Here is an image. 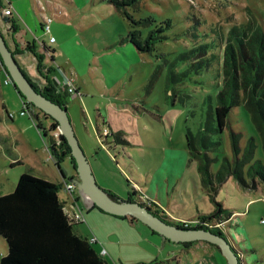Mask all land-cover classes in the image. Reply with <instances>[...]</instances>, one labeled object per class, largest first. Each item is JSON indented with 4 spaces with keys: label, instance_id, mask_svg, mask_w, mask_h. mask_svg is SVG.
<instances>
[{
    "label": "rangeland",
    "instance_id": "374dc122",
    "mask_svg": "<svg viewBox=\"0 0 264 264\" xmlns=\"http://www.w3.org/2000/svg\"><path fill=\"white\" fill-rule=\"evenodd\" d=\"M85 1H75V8L83 10L76 15L67 7L66 0H36V3L46 10L44 16L50 15L47 10L55 4L63 14L51 24L52 34L58 40L54 45L58 51L54 61L48 59L45 63L57 66L73 78L83 96L82 99L79 96L71 98L63 93L75 135L90 161L98 185L121 199L133 190L131 181L136 180L137 175L128 171L122 151L113 150V167H118L119 171L112 170V157L102 147L97 131L96 120L100 115L103 123L102 114L107 104L120 103L139 116L136 120L134 114L129 116L112 110L110 113L115 127L139 131L134 134L125 129L122 134L131 139L132 145L138 143L137 137L141 139V147L127 146L126 152H130L142 168L144 181L157 165V170L164 168L165 173L174 168L178 175L181 196H177L176 191L163 195V206L169 212L165 214L168 221L176 223L179 219L172 215L175 214L186 217L189 222H199L198 229L228 232L231 220L218 225L216 217L209 214L216 205L203 186L199 161L200 158L207 161V157L213 161L210 170L215 175L212 180L217 187L213 194L223 209L244 210L246 203L251 201L246 207L247 213L242 215L246 221L244 230L247 238L257 243V250L264 260V181L259 175L249 176L256 169L264 173V137L247 109L255 107L249 105V98L244 93L247 106L242 102L232 108L224 132L218 131L215 114L217 96L225 81L223 49L242 34L250 43L251 36L259 28L264 29V0H115L127 5L120 11L109 0H88L90 5L81 9ZM38 7L36 5L37 11ZM1 22L0 18V27ZM28 32L32 39L45 41L38 29L32 28ZM151 36H155L153 41H149ZM130 37L135 38L143 49V40L152 43L145 48L153 49L152 52L137 50ZM34 58L23 59L27 74L35 72ZM56 75L61 77L59 71L52 76ZM6 79L8 73L0 59V196L13 193L23 174L52 180L62 186L64 182L73 181L76 185L73 194L87 219V224L77 225L74 229L82 236H89L88 231L97 238L99 245L95 248L97 251L103 247L107 249L105 260L108 264H211L213 261L215 264V259H209L210 254L204 248L222 256L218 247L207 242L196 241L195 245L191 244L194 246L192 251H188L182 244L153 232L141 221L136 220V225L131 227L94 210L71 156L66 155L59 164L57 160L47 161L45 140L52 143L51 128L55 122L27 100L29 113L22 114L25 111L23 99L14 83L5 84ZM239 79L241 82L243 75ZM46 81L41 83L40 89L47 85ZM169 86L171 88L167 89ZM158 108L162 109L161 113ZM143 109L149 113L142 112ZM156 115H164L165 122H156ZM37 125L47 130L46 139ZM108 131L110 138L112 133ZM189 132L195 138L193 152L187 147ZM233 136L237 137L238 158L244 166L247 189L233 177H227L228 167L217 177L226 162L235 160ZM199 137L220 145H211L206 152ZM253 145L254 154L247 158L251 152L247 149ZM105 146L109 147L107 141ZM169 158L175 161V166ZM233 169H237V165ZM225 177L226 183L218 188V180ZM253 179L259 184L256 189L252 188ZM62 186L59 198L70 202ZM151 186L150 180L145 189L150 190ZM154 193L155 201L160 203L163 197ZM149 197L145 196L147 202L144 203H150ZM7 252V242L0 235V259Z\"/></svg>",
    "mask_w": 264,
    "mask_h": 264
},
{
    "label": "trees",
    "instance_id": "16d2710c",
    "mask_svg": "<svg viewBox=\"0 0 264 264\" xmlns=\"http://www.w3.org/2000/svg\"><path fill=\"white\" fill-rule=\"evenodd\" d=\"M109 1L116 8H118L119 11L124 6H127L115 0ZM0 9H2L1 3ZM129 19L131 20V18ZM10 25L13 32L16 33L18 28L13 19H10ZM245 37V34L236 36V39L233 41L234 43L231 45L228 43L223 49L224 63L222 74L225 77V79H223L225 81L224 83L222 82L221 90L217 96V107L215 111L216 122L218 125V131L224 132L225 129L228 128V119L232 108L242 102H244L247 106L244 99V93H246L249 98V105H253V107H255L254 109L247 107V109L251 111L252 118L254 119L253 121L256 123L264 137V29L262 27L259 28V30L255 32V35L251 36L252 39L250 43L247 42L248 39ZM154 38L155 36H151L149 41H153ZM130 40L137 47V50L140 49L144 52H152L153 50L145 49L148 48L149 45H153L147 40H143V42H145V44H143L145 46L144 49L143 47L140 48L141 45L137 43L138 41H136L135 38L130 37ZM44 49L50 48L45 45ZM25 52L31 53L37 59L38 72L47 79V85L40 89L25 74L33 87L37 92L44 95L52 102L66 108L67 100L64 98L63 93L55 87L54 83L48 77L54 69L48 68V72L45 73V57L41 50H39L33 42L26 45L24 53ZM13 54L15 57L18 55L16 52H13ZM20 54H22V52ZM5 71L7 72L6 68ZM242 75L243 80L240 82L239 78H241ZM173 81L177 83L176 80ZM169 88L171 87H167V89ZM173 94L174 91L171 90V95L173 96ZM19 95L26 101L25 97H23L20 93ZM47 117L48 116H46V118ZM54 122L55 123L51 128L52 132L56 131L59 126L56 121ZM37 128L40 132H43L44 130V133H42L43 136L48 135L47 130L43 129L41 125H37ZM97 131L99 134L102 130L97 127ZM214 131H216V129ZM203 137H199V141L203 142L206 152L209 151L211 145L213 147H218L220 145L218 142H211L209 138L205 137L207 138L206 140ZM113 138L119 145L127 144V141L122 138L121 133L114 134ZM52 139V143L50 144L53 147V154H55L57 164H59L62 158L66 155H70L76 167L75 159L72 157L71 148L67 144L64 137L61 136L59 139H55L52 136ZM187 139V146L189 150L193 152L191 148L195 138L189 132ZM232 147L235 160L230 162L226 158L228 162L222 166V170L218 172L217 177L219 178L223 174L222 171L228 167L229 169H226L227 177H233L240 186L247 189L248 180H245L244 166L238 158L240 155V149L237 146L236 136L232 137ZM197 150L198 149H195V151ZM247 150H249V152L251 151L247 158H252L255 146L253 145L251 149L248 148ZM202 160L203 158H200L199 160L201 162L200 172L203 178L202 183L204 188L208 189L210 197L216 205L210 215L216 217L218 225H223L231 220L228 232L232 228L235 230L240 242L241 238L248 240L246 230H244L245 234H243V231L240 230V228L244 229V222L242 219L240 217L235 218V212H233L234 210L228 211L223 209L221 203L215 199V195L213 193H216L217 187L212 180L215 175L210 170L211 162L213 161L207 157V161ZM235 165H237V169H233ZM253 175H259L264 181V173L261 171H258L257 169L252 170V172L249 173V176ZM227 177L218 180V188L226 183L225 181ZM252 182H254V184L252 183V188L256 189L259 184H257V181L254 179ZM60 189V185H56L47 180L29 174H23L20 177L17 187L13 193L0 196V235L6 240L8 245V253L0 259V264H108L105 257L101 256L100 252L96 250L95 245L91 244L90 239L78 235L74 229L75 226L69 223L63 211L64 203L59 198ZM109 196L115 201H121L111 194H109ZM139 199L141 205L147 209L149 208L154 215L163 219L170 225H175L184 229L180 223H170L167 216L165 217L164 215H160L157 212L158 209L152 202L149 204L144 203L142 196L139 197ZM128 201L134 202L132 199H129ZM93 205L95 209L103 212L97 208L94 203ZM84 224H87V221ZM237 225L239 226V231H237ZM194 227L195 228L192 226L190 229H198L197 226ZM207 230L209 231V229ZM211 232L228 239L232 248L238 254L241 264H246L247 261L249 262V258L260 257L259 253H253L254 248H237L236 251L233 244L234 239H229L228 232H226L225 235L221 232V229L211 230ZM191 244H194V242L184 243L183 245L189 246ZM244 256H246V258H244Z\"/></svg>",
    "mask_w": 264,
    "mask_h": 264
},
{
    "label": "crops",
    "instance_id": "0c3cea01",
    "mask_svg": "<svg viewBox=\"0 0 264 264\" xmlns=\"http://www.w3.org/2000/svg\"><path fill=\"white\" fill-rule=\"evenodd\" d=\"M76 0H66V4L68 5L67 7L70 8V11L71 12H74V14H80L79 12L83 13L82 11L83 10H79L77 8H75V2ZM91 1V0H90ZM1 3V6H2V9L0 10V18H1V27H0V31L3 33L10 49L12 50V52H16L18 53L17 55V61L19 63V65L21 66V68H23V59H27L28 57H33V55L31 53H27L25 52L24 53V49L26 47V45L28 43H35V45L37 46V48H39V50H41V52L43 53L45 59H44V65L46 68H51V69H54L52 70V74L49 75V79H51V76L54 74H57L58 73V70H57V66H53L52 64H46L45 63V60H52L54 61V55L55 53L58 51V49L55 48L54 45H57L58 44V40L55 39V42L54 43H50V36H53L52 34V28H51V34L50 35H46L43 30H42V23H41V18L42 16H44V13L46 12H42L41 9L38 7V5H40L39 3H36V0H8V2L5 3L4 0H1L0 1ZM36 5L38 7V11L36 9ZM90 4H88V0H86L84 2V5H82L81 9L85 6H89ZM58 8L60 9L59 5L58 4H55L54 6H52L51 8H48V12L50 14V16H54L55 14V10L58 11ZM5 9H8L11 14H12V17L10 19H13L15 22H16V26L18 28V31L16 33L13 32V30L11 29V25H10V19H6L4 16H3V12ZM60 11V10H59ZM62 13V12H61ZM63 14L61 15V17H57V18H62ZM55 17L54 21L57 19ZM53 21V22H54ZM38 29L42 35L45 36V41H39V40H35V39H32V37L30 36L28 30L30 29ZM36 33V32H35ZM27 36V37H26ZM34 37V36H33ZM54 37V36H53ZM55 38V37H54ZM47 45V47L50 48V51H51V55H47V53L45 52V49H44V46ZM22 52V54H20ZM35 59V62H34V66H35V72L34 73H31L29 70V74H27V72L25 71V69L23 68V72L32 80V82L35 84V85H38L41 86V83L42 85L44 84V81H46L47 79L43 76L40 75V73L38 72V61L36 58ZM56 70V71H55ZM43 78H45L46 80H44ZM47 82V81H46ZM77 86V85H76ZM78 87V86H77ZM79 89V87H78ZM80 91V90H79ZM169 102V100L167 101ZM158 113H161L162 109L158 108ZM111 110L113 111V113H125L126 115H131V114H134L136 115L137 113L135 112H131L129 110H127L124 106H122L120 103L119 104H114V103H108L106 108H105V113L102 114V117H103V123H101V116L99 115V117L97 118L96 120V126L103 130L105 128H108L111 133H112V137L108 138L107 139V144H109V147H107V152L108 154L110 155V158H111V162L112 165V170L113 171H117L118 170V167H113L114 165V160H115V157L112 155V152L113 150H117V151H122L123 152V158L126 160V165H127V168L129 169L128 171H131V173L135 176L137 175L136 177H134V179L136 180H133L131 181L132 182V191H134V193H132L131 190H129L128 192V196L126 198H118L117 196H115L116 198L120 199L121 201H128L129 199H132L134 202H137V203H140V199L139 197L142 196L143 199H144V202H147L145 201V196H151L149 197V200L150 202L153 203L154 206H156V208L160 211L159 213L161 215H164L169 213L167 210V208H165L163 205L165 203H163V195H165V193H168V195L173 194L175 191H176V195L177 196H181V190H179L178 186H177V179H178V175L176 174L174 168H171V169H168L169 171L165 173L164 171V168H161L160 166V169H158V165L156 166V169L151 171V173H149V177L147 178L148 180L144 181L143 179V175L141 173V169L138 164L135 163V159H134V156L129 152V154L126 152V147L129 146V147H141L142 146V143H141V139L139 137L136 138V140L138 141L137 144L135 145H132L131 144V139L130 138H125L123 137L124 135L122 134V131L123 130H128L129 133H134V134H139V131L134 128H130V129H127L126 127H122V128H119L120 126H117L115 127L113 125V122L111 120ZM98 112L100 110H97ZM142 112L144 113H149V111L143 109L141 110ZM165 111V110H164ZM155 113V112H154ZM165 113H168V112H165ZM164 113V114H165ZM164 116V115H163ZM158 117V115H156L154 117V120L158 123H161L160 121H163L165 122L164 120V117ZM39 117V116H37ZM121 117V116H120ZM122 118V117H121ZM139 119V116L136 115V120ZM98 123V124H97ZM105 125V126H104ZM116 133H121L122 134V138L124 140L127 141V144L123 145L121 148V145L117 144L115 141H114V138H113V135L116 134ZM188 147V146H187ZM128 150V149H127ZM98 151L100 152L101 150L98 149ZM97 151V152H98ZM169 161L171 163L172 166H175V161L171 158H169ZM115 168V169H114ZM119 171V170H118ZM128 173V172H127ZM126 174V172L124 173L123 172V175ZM151 174L153 176H151ZM180 176V175H179ZM125 179L127 180L126 176H124ZM47 180V179H46ZM152 181V186L150 187V190L152 192H150V190H147L145 189L146 185L149 183V181ZM51 183H54L56 185H60L62 186V184H58L52 180H47ZM156 183H157V186L159 187H156ZM135 186L138 187L137 189H135ZM196 187V186H195ZM197 189V188H196ZM104 191H106L108 194H111L113 195L110 191L106 190V189H103ZM165 191V192H164ZM154 192H157L159 197H163V198H160V203H157V201H155L156 199V194ZM247 193V191H245ZM154 193V194H153ZM114 196V195H113ZM251 202V201H250ZM249 201L246 203V205L244 206L245 210L242 211V210H234L233 212H235V218L237 217H240L242 219L243 222H246L245 221V218L242 217V215H244L245 213H247V209L246 207L248 206V204L250 203ZM94 207V205H93ZM94 210L95 207H94ZM84 212V211H83ZM212 211L209 212V214H211ZM172 212H170L171 214ZM105 214V213H104ZM85 215V213H84ZM176 219H179L178 221H187V218L186 217H182V216H175V214H172ZM110 218H113L117 221H120L122 224H127L129 226H135L136 225V220H133V218H130V217H126V218H119V217H114V216H111V215H108ZM85 218H86V215H85ZM190 219V218H189ZM87 220V219H86ZM232 221H235V220H232ZM238 225H237V231L238 230ZM240 230L243 231V234H245V231L244 229L240 228ZM229 239H234L233 240V244H234V247L237 251V248L238 249H241V248H244V249H251V248H254L253 250V253H259V250H257L258 248V245L257 243L251 241L250 239L248 240H244L243 238H241V242L238 240V237L236 235V232L234 229H230L229 230ZM78 234V233H77ZM89 234V236H82L81 234H78L84 238H91L92 237V233L88 232L87 231V235ZM225 235V234H224ZM195 245V244H194ZM182 246H184V248L188 251H192V248L194 247L193 245H190V246H185L182 244ZM201 246V245H199ZM197 246H195L196 248ZM203 247V246H201ZM104 249H106L105 247H103ZM103 248H100L99 249V252H101V250ZM194 248V249H195ZM204 248V247H203ZM209 254H210V258H214L215 259V262L217 264H227L224 257H222L221 255H219L218 253H215L212 249H206L204 248ZM107 251V249H106ZM248 251V250H247ZM8 253V252H7ZM7 255V254H6ZM5 255V256H6ZM249 256V255H248ZM4 257V256H3ZM244 258H246V256H244ZM208 259V260H209ZM249 262L247 261L246 264H264V260L261 259V256L260 257H252V258H249ZM213 261V260H212ZM215 263V264H216ZM211 264H214V261L211 262Z\"/></svg>",
    "mask_w": 264,
    "mask_h": 264
},
{
    "label": "water",
    "instance_id": "95a60500",
    "mask_svg": "<svg viewBox=\"0 0 264 264\" xmlns=\"http://www.w3.org/2000/svg\"><path fill=\"white\" fill-rule=\"evenodd\" d=\"M0 59L3 66L7 69L15 89L25 97L30 104L59 124L62 130V136L71 148L72 157L76 162V171L79 175L84 192L90 197L97 208L102 210L105 214L114 217H130L141 221L153 232L176 243L184 244L196 241L207 242L220 249L222 256L227 260V264H241L238 254L232 248L227 238L204 229H182L178 226L168 224L163 219L154 215L149 208L143 207L140 203L113 200L109 194L98 185L90 161L75 135L68 110L36 91L23 72L1 31ZM42 133H44V130ZM46 137L47 136H44V139H46Z\"/></svg>",
    "mask_w": 264,
    "mask_h": 264
},
{
    "label": "built area",
    "instance_id": "2783aa9c",
    "mask_svg": "<svg viewBox=\"0 0 264 264\" xmlns=\"http://www.w3.org/2000/svg\"><path fill=\"white\" fill-rule=\"evenodd\" d=\"M48 2V0H47ZM40 6V5H39ZM41 11L44 13L46 10H44V8L41 9ZM62 13L60 11L55 10V14L54 16H42L41 18V23H42V30L46 35H50L51 34V24L53 23L55 17H61ZM3 16L6 19H10L12 17L11 12L8 9H5L3 12ZM55 42V38L53 36H50V43H54ZM44 46V45H43ZM45 52L47 53V55H51V51L50 49H45ZM48 68L45 69V73H47ZM57 70L60 72V76L58 75L56 76H51V81L54 83L55 87L61 91L62 93H66L69 97H80L82 99V95L78 89V87L76 86L75 80L69 76H67L60 68H57ZM56 71V70H55ZM10 83H13L11 77L8 75V79H6L5 84L9 85ZM24 103V107H25V111L22 112V114L29 113V104L27 101L23 100ZM35 124H36V120H34ZM52 136L55 139H59L62 136V130L60 127H58L56 129V131L52 132ZM109 136V131L108 129H103L100 133H99V138H100V143L102 145V147L104 149H107L105 146V141H107V138ZM105 140V141H104ZM46 151H47V161H52V160H56L55 158V154H53V147L52 145L47 142L46 140ZM62 188L64 189V191L68 194L69 196V201H64V206H63V211L69 221V223L73 226H77V225H81L86 223V218L84 215L83 210L79 207L78 205V201L76 200L73 191L76 188V185L73 181L71 182H64V185L62 186ZM176 223H180V225H182V227L184 229H190L192 228V226L196 225L198 226L197 222H189V221H175ZM262 222L264 223V219L262 220ZM200 225V224H199ZM90 242L93 245H99L98 240L96 237H92L90 238ZM100 255L105 257L107 255V251L106 249H102L100 252Z\"/></svg>",
    "mask_w": 264,
    "mask_h": 264
}]
</instances>
